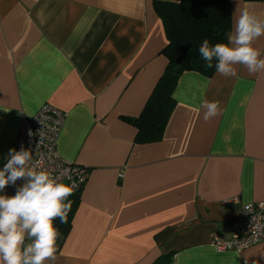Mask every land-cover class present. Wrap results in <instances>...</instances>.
Returning a JSON list of instances; mask_svg holds the SVG:
<instances>
[{
	"label": "crops",
	"instance_id": "crops-1",
	"mask_svg": "<svg viewBox=\"0 0 264 264\" xmlns=\"http://www.w3.org/2000/svg\"><path fill=\"white\" fill-rule=\"evenodd\" d=\"M155 1L179 0H0V169L20 119L48 103L67 114L57 152L90 171L55 264H264V242L211 246L238 223L231 199L264 198V73L183 72L154 143L124 119L167 65ZM245 7L264 19V1L231 0L230 34ZM254 47L264 58V36ZM203 100L219 115L205 121Z\"/></svg>",
	"mask_w": 264,
	"mask_h": 264
},
{
	"label": "clouds",
	"instance_id": "clouds-1",
	"mask_svg": "<svg viewBox=\"0 0 264 264\" xmlns=\"http://www.w3.org/2000/svg\"><path fill=\"white\" fill-rule=\"evenodd\" d=\"M261 36H264V19L245 7L240 9L234 31L226 43L210 44L205 39L198 52L205 66H215L222 76L235 77L234 66L238 64L246 67L250 74H261L264 58H260L261 52L254 47ZM201 107L206 110L205 121L219 115L218 102L203 100ZM32 160L31 151L13 148L0 169V191L10 184L15 185L17 180L24 181L14 195H0V264H55L61 233L54 221L68 222L72 207L68 197L74 194L75 184H65L46 170L31 166Z\"/></svg>",
	"mask_w": 264,
	"mask_h": 264
},
{
	"label": "trees",
	"instance_id": "trees-1",
	"mask_svg": "<svg viewBox=\"0 0 264 264\" xmlns=\"http://www.w3.org/2000/svg\"><path fill=\"white\" fill-rule=\"evenodd\" d=\"M264 1V0H244ZM154 10L160 17L167 39L162 54L167 65L157 80L140 114L134 118L125 117L137 130L135 141L154 143L162 138L175 101L172 92L180 75L185 71L198 72L206 77L212 76L215 66L207 68L198 49L203 40L210 44L226 43L231 29V0H179L178 2L155 1ZM216 61H213L215 65ZM71 211L67 223L54 221L64 240L68 235L79 196L71 195ZM173 254L161 256L152 264H170Z\"/></svg>",
	"mask_w": 264,
	"mask_h": 264
},
{
	"label": "built area",
	"instance_id": "built-area-1",
	"mask_svg": "<svg viewBox=\"0 0 264 264\" xmlns=\"http://www.w3.org/2000/svg\"><path fill=\"white\" fill-rule=\"evenodd\" d=\"M67 114L48 103L43 104L34 115L23 116L18 125L15 149L31 151L30 165L46 170L65 184H75L74 194L79 196L89 177V168L65 160L57 152V141ZM29 132L31 135H29ZM24 183L17 180L7 186L0 195H14L16 188ZM239 204V220L225 240L212 234L211 246L218 252L241 251L264 242V198L257 202L241 203L238 197L231 199Z\"/></svg>",
	"mask_w": 264,
	"mask_h": 264
}]
</instances>
